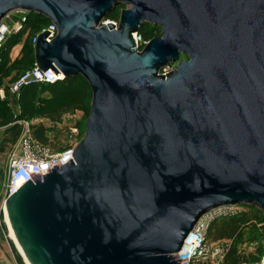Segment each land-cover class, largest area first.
I'll list each match as a JSON object with an SVG mask.
<instances>
[{
	"label": "water",
	"instance_id": "water-1",
	"mask_svg": "<svg viewBox=\"0 0 264 264\" xmlns=\"http://www.w3.org/2000/svg\"><path fill=\"white\" fill-rule=\"evenodd\" d=\"M12 10L56 26L37 68L90 91L72 152L3 200L28 264H177L206 210L264 213V0H0V22ZM145 23L160 35L136 50Z\"/></svg>",
	"mask_w": 264,
	"mask_h": 264
},
{
	"label": "trees",
	"instance_id": "trees-1",
	"mask_svg": "<svg viewBox=\"0 0 264 264\" xmlns=\"http://www.w3.org/2000/svg\"><path fill=\"white\" fill-rule=\"evenodd\" d=\"M121 8L122 6H116L104 19L117 20ZM27 15L24 29L29 28L28 38L22 43L17 57L11 62L18 73L30 69L34 64L33 51L28 41L30 35L49 22L32 13ZM157 31H159V27L147 23L138 30L146 39H149L147 33L154 34ZM22 33L8 36L1 45L0 74L3 68L10 63L11 60L9 61L8 56L10 49L19 43ZM179 59H183L182 56ZM5 92L8 93L7 90ZM15 101L18 105V112L13 111L8 104L0 101L2 102L0 103V127H4L0 149L16 142L22 131L21 121H24L28 124L29 136L34 142L46 146L52 151H61L65 146H60L58 137L65 133V129L57 128L55 124L63 114L76 110L83 111L86 118L90 91L86 81L81 76L76 75L65 77L51 84L29 82L19 90ZM34 119H38V121L34 122ZM42 120H47L48 123L45 124ZM50 134L52 135V142L49 141L48 135ZM256 223H261L262 232L258 233V245L247 259L237 253L236 245L240 243L243 232L253 231ZM206 237L210 241L218 239L231 241L224 257V262L227 264L257 261L263 252L264 213L254 205L243 204V208L234 215L214 220L208 228ZM19 261L22 264L20 258Z\"/></svg>",
	"mask_w": 264,
	"mask_h": 264
},
{
	"label": "built area",
	"instance_id": "built-area-1",
	"mask_svg": "<svg viewBox=\"0 0 264 264\" xmlns=\"http://www.w3.org/2000/svg\"><path fill=\"white\" fill-rule=\"evenodd\" d=\"M27 14L28 12L24 10H12L2 18L0 22V48L10 35L21 32H23L21 36L27 35L29 28L24 29ZM105 23H110L113 28L117 26V20L105 19L100 24ZM44 31L49 32L46 35V40L49 41L56 34L55 24L49 21L45 26L37 29L30 35L28 41L32 49L38 35ZM131 37L136 50H140L149 40L144 38L138 31L132 33ZM173 69V66L170 67L167 64L160 69L159 73L164 75ZM61 79L62 76L60 78H56L51 74L47 76L33 64L30 69L21 72L16 78L10 81L6 89L0 87V99L4 100L5 90L11 96H17L19 90L29 82L51 84ZM21 123L22 131L16 144V151L11 153L6 162L3 200L8 196L11 178L18 169L26 166L30 170H38L39 175H41V168H48L51 165L58 167V163L68 157L76 144V141H74L66 145L61 151H52L48 147L34 142L29 136L28 124L24 121H21ZM243 204H224L212 207L203 212L194 223L190 232L183 239L180 249L174 254L179 259L177 264H227L224 262V257L231 245V241L228 239L208 241L206 237L207 231L214 220L234 215L242 209L240 206ZM256 225L261 227V223H256ZM233 264H262V256L257 261H241Z\"/></svg>",
	"mask_w": 264,
	"mask_h": 264
},
{
	"label": "rangeland",
	"instance_id": "rangeland-1",
	"mask_svg": "<svg viewBox=\"0 0 264 264\" xmlns=\"http://www.w3.org/2000/svg\"><path fill=\"white\" fill-rule=\"evenodd\" d=\"M123 7V6H122ZM105 20L104 18L101 20ZM101 23V22H100ZM29 35V33H27ZM28 35L26 36H21L19 39V43H17V46L13 47L10 49L9 52V61L10 63L5 66L0 74V85L3 86L6 89V86L9 84L11 80L16 78L18 76L17 71H15V68L13 64L11 63L18 55V51L22 45V43L27 40ZM149 39L154 37V36H159L160 35V28L159 31L155 32L154 34L147 33ZM171 67L172 64H169ZM174 66V65H173ZM160 72V71H159ZM45 94V93H44ZM6 97L8 99L15 98L14 96H10L8 93H5ZM43 96V94H41ZM2 103V102H0ZM11 107V105H9ZM12 108V107H11ZM13 111L16 112V109L12 108ZM84 120H85V115L84 112L81 110H76L71 113H66L63 114L60 117V120L55 124L57 128H64L65 133L61 134L58 137V142L60 146H66L74 141H78L84 132ZM38 119H34V122H37ZM45 124H47V120H42ZM64 131V130H63ZM49 141L52 142V135H48ZM16 151V147H6L5 149H0V230L4 231V234L7 235L9 234V229L7 227V223L5 222V214L3 210V192H4V174H5V167H6V162L11 153ZM243 208V205L240 206ZM258 224V223H257ZM6 226V227H5ZM262 229L261 227L257 226L255 224V229L253 231H245L242 234V239L240 243L236 245V251L238 254L243 255L245 258H249V255L255 250L256 246L258 245V233H261ZM1 235V233H0ZM210 241V240H208ZM10 242V241H9ZM212 242V241H211ZM264 247V245H263ZM263 251V248H262ZM263 253V252H262ZM22 258V257H21ZM20 258V260H21ZM23 260V259H22ZM22 264H25L24 261H22Z\"/></svg>",
	"mask_w": 264,
	"mask_h": 264
},
{
	"label": "crops",
	"instance_id": "crops-1",
	"mask_svg": "<svg viewBox=\"0 0 264 264\" xmlns=\"http://www.w3.org/2000/svg\"><path fill=\"white\" fill-rule=\"evenodd\" d=\"M16 46H17V44L15 45V47ZM0 87H3V86L0 85ZM4 93H6V92H4ZM15 98H16V96H15ZM15 98L8 99L5 95L4 100L0 99V101L4 102V104H8V106L11 105V107L13 109L15 108L16 112H18V105L15 101ZM3 130H4V127L3 126L0 127V140L2 139ZM17 141H18V139L16 140V142L13 145L8 144V145L4 146L2 149H5L6 147H10V148L14 147V146L16 147ZM0 233H1V235H0V264H20L19 258L21 255L19 254L13 240L11 239L10 234H8L6 237V235L4 234V231L0 230Z\"/></svg>",
	"mask_w": 264,
	"mask_h": 264
},
{
	"label": "bare ground",
	"instance_id": "bare-ground-1",
	"mask_svg": "<svg viewBox=\"0 0 264 264\" xmlns=\"http://www.w3.org/2000/svg\"><path fill=\"white\" fill-rule=\"evenodd\" d=\"M4 214H5V212H4ZM5 218H6V217H5ZM5 222L7 223V220H6V219H5ZM7 227H8V229H9V225H8V223H7ZM9 234H10V237H11V239L13 240V242H14V244H15V246H16L18 252H19V254L21 255V257H22L24 263H25V264H28L27 261H26V259L23 257V255H22V253H21V250L19 249L17 243L15 242V240H14V238H13V235H12L10 229H9Z\"/></svg>",
	"mask_w": 264,
	"mask_h": 264
},
{
	"label": "flooded vegetation",
	"instance_id": "flooded-vegetation-1",
	"mask_svg": "<svg viewBox=\"0 0 264 264\" xmlns=\"http://www.w3.org/2000/svg\"><path fill=\"white\" fill-rule=\"evenodd\" d=\"M182 58L184 59V57L182 56Z\"/></svg>",
	"mask_w": 264,
	"mask_h": 264
}]
</instances>
